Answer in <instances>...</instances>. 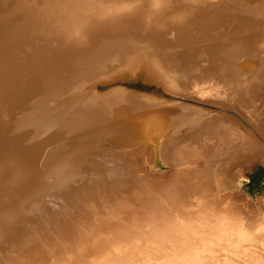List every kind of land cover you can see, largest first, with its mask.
I'll list each match as a JSON object with an SVG mask.
<instances>
[{
    "label": "bare ground",
    "instance_id": "bare-ground-1",
    "mask_svg": "<svg viewBox=\"0 0 264 264\" xmlns=\"http://www.w3.org/2000/svg\"><path fill=\"white\" fill-rule=\"evenodd\" d=\"M138 79L264 138V0H0V264H264V146Z\"/></svg>",
    "mask_w": 264,
    "mask_h": 264
},
{
    "label": "rangeland",
    "instance_id": "rangeland-1",
    "mask_svg": "<svg viewBox=\"0 0 264 264\" xmlns=\"http://www.w3.org/2000/svg\"><path fill=\"white\" fill-rule=\"evenodd\" d=\"M111 83L114 84L115 82ZM102 84L103 83L97 84L100 92L107 90V87L112 85H108L107 83H105V85ZM121 85L128 90L139 92L150 97L163 98L169 101V103H178L182 106H191L193 108L215 112L217 114L223 115L224 117L231 118L238 122L244 129H246L261 144V146H264V138L262 134L257 129H255V126L245 119L243 114H240V112H237L233 107H229L225 103L222 104L220 101L216 102V100H211L209 98L199 99L190 96L183 97L180 95L164 93L161 88L155 86L154 84L144 83L139 79L136 81L125 80L121 83ZM237 160L234 162V166L231 171L232 177H230L228 180L230 186L226 187L225 190L229 193H231V190L233 191V197L235 199L237 197V200H240L239 202L236 200L238 204H243L244 201H247L252 207H257L260 204H263L262 206H264V164H262L260 159ZM167 170L168 166L163 165L161 162H157V165L154 166L153 173L155 171V176L157 175L158 177H162L164 172ZM251 175H255V178L251 185H247V180ZM227 188L229 190H227ZM27 218L29 219L30 216L27 215V217L22 220L26 222Z\"/></svg>",
    "mask_w": 264,
    "mask_h": 264
},
{
    "label": "trees",
    "instance_id": "trees-1",
    "mask_svg": "<svg viewBox=\"0 0 264 264\" xmlns=\"http://www.w3.org/2000/svg\"><path fill=\"white\" fill-rule=\"evenodd\" d=\"M254 178H255V175L249 176V178L247 180V185H251V183L253 182Z\"/></svg>",
    "mask_w": 264,
    "mask_h": 264
}]
</instances>
